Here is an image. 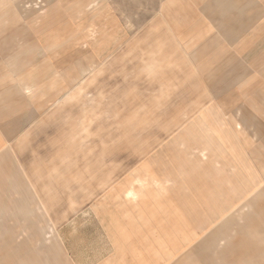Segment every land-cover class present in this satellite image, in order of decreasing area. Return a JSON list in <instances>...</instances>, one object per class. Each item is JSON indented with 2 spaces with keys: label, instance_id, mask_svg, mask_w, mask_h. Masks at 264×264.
Segmentation results:
<instances>
[{
  "label": "rangeland",
  "instance_id": "1",
  "mask_svg": "<svg viewBox=\"0 0 264 264\" xmlns=\"http://www.w3.org/2000/svg\"><path fill=\"white\" fill-rule=\"evenodd\" d=\"M0 264H264V0H0Z\"/></svg>",
  "mask_w": 264,
  "mask_h": 264
}]
</instances>
